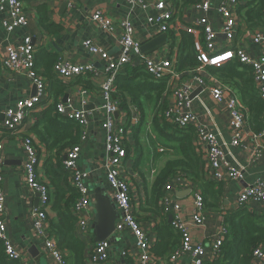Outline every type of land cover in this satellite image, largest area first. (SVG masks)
Returning a JSON list of instances; mask_svg holds the SVG:
<instances>
[{
	"label": "crops",
	"instance_id": "obj_1",
	"mask_svg": "<svg viewBox=\"0 0 264 264\" xmlns=\"http://www.w3.org/2000/svg\"><path fill=\"white\" fill-rule=\"evenodd\" d=\"M156 1L158 0H143L146 8H142L140 6L132 7L125 0H22L28 25L16 29L11 34L6 33L3 29L1 25L3 15L0 14V48L8 44L17 43L25 36H30L32 43L35 45L36 71L44 79L46 84V95L43 96L36 114L45 111L54 102L55 98L58 99V102H63L65 95H67L66 100H69L75 109H84L88 113V137L85 142L80 144L77 167L81 171L90 173L88 184L91 190V201L93 199L92 191L100 183L105 188L108 197L112 200V193L106 184L102 170L107 157L105 149L106 132L100 126L105 118L104 107L106 100L100 93L101 86L105 80V62L89 55L84 50L82 44L86 40H92L101 48L106 49L112 58H116L119 55L118 39L120 30L118 27H114V32L111 35L102 33L92 21V15L97 10L111 18L114 23H117L120 19L128 18L133 25L134 36L141 46L147 41L161 35L154 31L147 22L148 18L155 14L153 6ZM222 1L212 0V8L206 14L209 25L217 35L216 41L220 45L224 43V36L220 32L216 8ZM245 2L246 0H241L240 3L244 5ZM200 16L191 7H185L178 14V21L173 24L177 29L176 31L173 27L171 29V33H173L172 37H175V41L178 44L181 38L180 31L187 32V29L194 27L195 21ZM42 17H46L48 23L53 27H58L59 30L56 32L46 30L41 22ZM257 30H260L264 35V27L250 30L242 22L234 41L241 44L245 52L252 57H259V55L264 54V48L252 42L253 33ZM201 33V29L198 28L197 34H194L196 55L198 50L203 49ZM166 35L168 37L167 44L148 56L157 62H162L169 58L177 63L178 49L176 47L171 48L173 39L172 37L170 38L169 34ZM49 58H51V61L56 58L64 59L65 61L82 67L91 65L94 68V73L81 75L73 80L61 81L68 87L60 95L53 96L51 88L53 84L50 80L51 76L53 77V68L48 60ZM134 65H138L137 60H135ZM199 76L205 81L208 87L222 85L232 90L222 83L220 79L208 73L206 69H203ZM194 77V73H185L180 77V82L192 83ZM198 90L200 91L194 95ZM196 91L190 97L191 111L199 122L210 126V129L222 148L225 161L235 168L242 169L244 173L243 182L230 181L221 184L222 194L219 198L220 206L218 210L204 207L203 221L199 226L192 222L194 190L192 185L191 187L176 186L172 192L168 193V196L171 197V206L175 203L180 205L178 216L180 221L186 225L190 239L194 244H200L203 247V254L200 256V260L203 264H214L217 260L212 250L214 237L222 224H224L225 214L236 209L235 200L240 191L258 179L264 180V154L257 162H251L250 153L247 149L233 147L228 133L230 122L229 113L223 105L215 104L211 100L208 91L202 90V88H198ZM35 94V86L24 75L12 74L0 70V124H2L4 112L8 108L13 107L19 100L34 96ZM236 97L238 98L237 95ZM113 100L117 101L120 106L116 97ZM125 100L128 105L127 110L124 111L118 108L112 115V119L117 126L128 124L133 117H137L139 120L142 118V123L137 128L138 130L133 129L127 132V156L125 158L123 172L131 184L132 205L135 217L145 230L149 241L155 247V245L161 242V238L163 239V237L162 233L154 232V227L160 223V218L155 217V221H151L154 213L147 205V195L154 184L156 176L164 168L166 163L177 159L178 156L172 152L164 154L160 146L157 152L161 154H156L151 140V137L155 141L159 137L153 125V117L156 110L153 108V105L147 104L146 108L140 112L131 105L127 95L125 96ZM162 100H164V96ZM31 115L26 117L18 133L5 135L4 158L0 166V190L5 195V220L7 224V237L10 243L23 254L24 262H31L32 264H52L44 250L43 240L33 232L31 211L37 207L39 199L37 193L27 187L23 171V167L27 161L22 143L25 137L32 136L34 142L38 145L40 152L39 172L41 177L45 175L44 164L49 155L44 147L38 143V140L29 133V130L34 125V118ZM250 132V128L248 127L247 134H250ZM250 141L253 143L252 140ZM254 144L262 146V143L259 141H255ZM204 174L210 180L206 170ZM194 187L196 189V186ZM164 189L162 188L163 192H165ZM159 206L161 216L171 225L174 219L172 211L165 212L161 201L159 202ZM247 209L261 214L264 213L252 204ZM91 210L92 213L89 214L87 230L79 231L75 226L74 233L85 245L84 256L86 263L135 264L133 256L135 240L129 230H124L114 235L112 243H109L107 239L109 245L108 261L103 263L89 262V256L96 244L91 229L95 218V210L92 205ZM46 213L49 219L55 217L51 204L48 206ZM170 218H172L171 222H169ZM169 251L171 254L174 248H169ZM123 253L126 255L123 256ZM64 254L67 259V252ZM170 254H165L163 258H159L160 264H170L168 262ZM190 259L188 255H184L180 257L178 264H190Z\"/></svg>",
	"mask_w": 264,
	"mask_h": 264
},
{
	"label": "built area",
	"instance_id": "obj_2",
	"mask_svg": "<svg viewBox=\"0 0 264 264\" xmlns=\"http://www.w3.org/2000/svg\"><path fill=\"white\" fill-rule=\"evenodd\" d=\"M132 6L146 8L143 0H125ZM241 0H223L216 8L220 32L224 36V43L216 41V33L209 25L206 14L212 8V0H200L191 8L201 16L195 21L194 27L187 29V33L197 34L201 29L203 49L197 51L196 59L198 67L189 72H178L175 69L176 63L169 58L162 62L155 61L152 57L141 52V44L134 36V28L128 18L120 19L114 23L111 18L97 10L92 15V21L98 29L111 35L114 27L120 30L118 39L119 55L112 58L109 52L95 44L92 40L83 42L84 50L91 56L105 62V80L101 86V95L106 100L104 107V119L101 128L106 132L105 149L107 157L103 165L104 179L112 193L118 220L115 224L114 235L124 230H129L133 235L135 243L134 262L135 264H160V259L153 252V243L147 237L143 227L135 217L132 205L131 184L125 177L123 166L127 156V132L138 126L139 119L133 117L128 124L115 125L112 115L119 108L117 101L113 100L116 89V81L121 70L126 66L137 64L144 66L145 71L156 81L167 80L168 92L164 99L167 102L164 110L159 114L162 121L179 130L192 128L195 136L194 146L198 155L204 161V168L211 181L225 184L230 181L243 182L244 173L242 169L231 166L224 159V153L209 125L199 122L191 111V95L198 89L206 90L211 100L218 105H223L229 113V135L233 147H242L250 153V161L257 162L264 154V125L259 134L250 132L247 134L248 120L245 108L232 90L224 86L208 87L205 81L199 76L206 67H219L229 61H237L241 65L248 66L252 70L253 81L258 90L260 98L264 101V54L259 57L248 55L242 45L234 42L236 33L242 24L237 8L243 3ZM155 14L148 18L147 22L152 29L159 34H168L173 25L178 21L179 11L171 0H158L153 6ZM0 14L3 15L1 25L6 33L11 34L18 28L28 25V19L24 12L22 0H0ZM252 42L264 48V35L257 30L253 33ZM36 48L30 36H25L17 43L8 44L0 48V70L12 74L24 75L35 86L36 94L19 100L13 107L4 112V119L0 124V166L4 158L3 131L18 133L26 117L37 111L42 98L46 95V84L44 79L38 75L35 62ZM94 68L91 65H74L64 59H58L52 69L53 77L59 81L73 80L81 75L93 74ZM185 73H194L192 83H181L180 77ZM56 112L76 123L79 127V143L69 148L63 159V167L69 175L71 186L77 191L78 199L73 206V215L76 217V228L79 231H86L89 223L91 210V190L88 184L89 172L81 171L77 167L80 153V144L88 137V113L84 109H75L69 100L59 101L56 104ZM252 140L253 143L250 141ZM255 141L262 143V146L254 144ZM27 161L23 167L27 187L39 195V204L31 211L32 228L34 234L43 240L44 250L52 264H67L65 254L57 247L55 237L50 233L47 219V208L49 206V181L39 172L40 158L37 149L30 137L22 141ZM256 145V146H254ZM192 187L193 190V214L192 222L201 225L203 221L204 200L200 190L193 186L185 174H177L174 179L165 185L161 205L165 212L172 211L174 219L171 227L180 235V241L176 249L170 255L168 262L178 264L180 257L188 255L190 264H203L200 256L203 254V247L194 244L189 237L185 224L179 219L180 205L175 203L171 206V197L168 196L176 186ZM255 205L258 209H264V180L258 179L254 183L244 187L235 200L236 209L250 208ZM235 209V210H236ZM6 206L5 195L0 190V242L3 246L5 256L20 264H32L24 262L23 254L18 251L7 237V224L5 220ZM227 235L226 224H222L212 242V250L215 258L221 255V246ZM108 242L96 243L89 256L91 263H103L108 261ZM126 254L123 253V256ZM251 264H264V245L256 247L252 252Z\"/></svg>",
	"mask_w": 264,
	"mask_h": 264
},
{
	"label": "trees",
	"instance_id": "obj_3",
	"mask_svg": "<svg viewBox=\"0 0 264 264\" xmlns=\"http://www.w3.org/2000/svg\"><path fill=\"white\" fill-rule=\"evenodd\" d=\"M171 2L181 13L185 7H192L200 0H171ZM237 14L240 21L248 29L263 28L264 0H246L244 5H240ZM41 22L48 31L56 32L59 30L58 27L49 24L46 17H42ZM168 34L170 38L173 36L171 31ZM180 35L179 44L175 41V37H172L171 48L176 47L178 49L175 69L178 72H189L196 69L199 64L194 48L195 39L193 34L185 31H180ZM48 60L53 68L58 58L52 61L51 58ZM205 69L234 91L245 107L250 131L259 134L264 125V101L260 98L254 84L251 68L234 60L219 67L208 66ZM50 80L53 84L51 87L53 96L60 95L68 87L52 76ZM168 90L167 80H154L147 74L144 66L138 64L126 66L124 72H120L114 94L120 103L119 108L124 111L128 108L125 100L126 95L129 97L131 105L140 112L146 108L147 104L153 105V108L156 109L153 125L159 137L156 141L151 137V140L156 154L159 153L157 149L160 146L164 154L172 152L178 156L177 159L166 163L156 176L147 195V205L154 213L151 221H155V217H159L161 223L154 227V232L162 233L163 239L160 237L161 242L152 249L153 254L158 258L170 254L169 248L175 250L180 240L179 233L167 223L160 212L159 202L164 194L162 188L164 189L167 182L177 174L184 173L192 184L201 191L204 207L213 210H218L219 198L222 194V183L213 182L204 174L205 164L196 152L192 128L179 130L160 119L159 114L167 105L166 100H162V97ZM57 103L58 99L55 98L54 102L42 113H32L34 125L29 133L38 140V143L49 154L44 167L45 175L49 181V205H52V211L55 214L53 219L47 217L50 233L55 237L58 249L64 253L67 252L68 264H87L84 256L85 245L74 234L77 220L72 210L78 199V193L71 186L69 175L62 164L65 152L79 143V127L73 121L56 112ZM141 123L142 118H140L135 130L141 126ZM9 133L3 131L6 136ZM28 137L32 139L38 157H40L38 145L32 136ZM251 211L247 208H240L225 214L224 224H226L227 235L221 246V255L216 260V264H251L253 250L264 245V213ZM259 211L264 212V209H259ZM177 239L179 240L176 241ZM176 242L178 243L176 244ZM0 264H20L18 261L9 260L5 256L1 242Z\"/></svg>",
	"mask_w": 264,
	"mask_h": 264
},
{
	"label": "water",
	"instance_id": "obj_4",
	"mask_svg": "<svg viewBox=\"0 0 264 264\" xmlns=\"http://www.w3.org/2000/svg\"><path fill=\"white\" fill-rule=\"evenodd\" d=\"M67 4V3H65ZM168 42L166 34L158 35L157 37L147 41L141 46L142 54L148 56L161 48H163ZM124 72V70H122ZM196 91L194 95L199 92ZM193 95V96H194ZM115 99V97H113ZM67 95H65L63 102H66ZM63 159L65 157L63 156ZM92 207L95 210V218L91 225V229L94 235L95 243L103 242L108 239L109 243L114 240L115 224L118 220V212L114 202L108 197L106 190L102 187V184H98L93 189ZM189 192V191H188ZM38 199L39 195L37 194ZM172 218L169 219V222Z\"/></svg>",
	"mask_w": 264,
	"mask_h": 264
}]
</instances>
